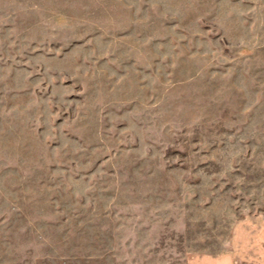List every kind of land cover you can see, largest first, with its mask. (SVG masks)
Returning <instances> with one entry per match:
<instances>
[{"label": "rangeland", "instance_id": "1", "mask_svg": "<svg viewBox=\"0 0 264 264\" xmlns=\"http://www.w3.org/2000/svg\"><path fill=\"white\" fill-rule=\"evenodd\" d=\"M258 217L264 0H0V264H184Z\"/></svg>", "mask_w": 264, "mask_h": 264}, {"label": "crops", "instance_id": "2", "mask_svg": "<svg viewBox=\"0 0 264 264\" xmlns=\"http://www.w3.org/2000/svg\"><path fill=\"white\" fill-rule=\"evenodd\" d=\"M249 222L250 220L245 218L235 224L236 231L229 238L227 246L223 250L215 254L187 257L184 264H264V218H255V223H260L259 226L251 222L253 230L256 229V233L259 235L258 241H251L253 244L256 242L258 244L255 250L252 249L250 241L245 237L250 234L251 228L247 224Z\"/></svg>", "mask_w": 264, "mask_h": 264}]
</instances>
